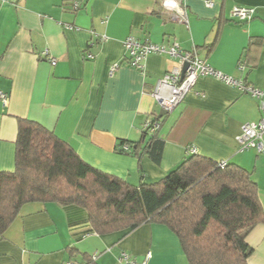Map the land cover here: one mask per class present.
<instances>
[{
  "label": "crops",
  "instance_id": "crops-1",
  "mask_svg": "<svg viewBox=\"0 0 264 264\" xmlns=\"http://www.w3.org/2000/svg\"><path fill=\"white\" fill-rule=\"evenodd\" d=\"M211 1L207 7L186 0V25L169 22L158 0H77V10L74 0L0 1V91L7 95L5 104L0 101V172L14 170L23 119L52 131L94 169L135 186L162 180L194 148L198 156L249 172L264 213V155L236 142L241 127L263 113L237 87L198 78L159 119L160 163L117 150L121 141L144 145L143 125L160 110L151 93L177 62L153 55L142 71L131 67L123 48L128 36L165 46L177 42L216 71L264 90V0ZM234 6L253 8V18L234 20ZM44 50L55 65L40 57ZM3 238L0 264H118L121 252L137 262L149 252L148 264H187L165 226L96 235L86 210L76 205L26 203ZM245 241L253 250L248 264H264V225Z\"/></svg>",
  "mask_w": 264,
  "mask_h": 264
},
{
  "label": "trees",
  "instance_id": "trees-1",
  "mask_svg": "<svg viewBox=\"0 0 264 264\" xmlns=\"http://www.w3.org/2000/svg\"><path fill=\"white\" fill-rule=\"evenodd\" d=\"M159 129L143 128L141 148V142L121 141L118 152L160 163ZM14 162L12 172H0V241L24 204L57 203L86 210L96 235L158 224L176 236L187 264H248L253 250L246 235L264 225L251 174L196 154L157 183L135 186L89 166L40 124L19 119Z\"/></svg>",
  "mask_w": 264,
  "mask_h": 264
},
{
  "label": "built area",
  "instance_id": "built-area-1",
  "mask_svg": "<svg viewBox=\"0 0 264 264\" xmlns=\"http://www.w3.org/2000/svg\"><path fill=\"white\" fill-rule=\"evenodd\" d=\"M5 2L7 0H0ZM186 0H158L161 10L166 14L169 22L186 25ZM207 7H212L211 0H203ZM78 6L77 0L73 2V8ZM231 17L238 22H248L253 18L254 9L247 6H234L230 13ZM65 29L72 30L70 25H64ZM123 48L127 55L128 64L140 71L143 70V63L149 56H166L170 59H177V62H171L168 71L157 82L153 92L151 93L154 100L160 108L171 111L196 83L197 79L203 76L212 77L224 84L237 87L242 93L248 94L258 101L259 109L263 113V117L257 122L246 123L241 127V132L236 137V142L241 150H255L264 155V90L244 84L241 79H233L223 73L216 71L210 67L205 61L198 58L195 54L184 51L177 42L171 43L169 46L163 44H154L150 41L139 42L133 36H128L123 41ZM41 58L50 61L55 65L56 60L49 56L48 51L44 50L40 54ZM187 64V68L183 73V66ZM116 65L110 68V74L114 71ZM243 70V66H239ZM0 101L7 102V95L0 91ZM159 123L148 120L144 123L143 128L149 133L157 130ZM194 148L189 149L190 154H194ZM226 162H218L219 167H224ZM151 254L148 252L141 262H137L127 253L121 252L118 257V264H148ZM96 256L91 258L94 261ZM65 264H73L67 262Z\"/></svg>",
  "mask_w": 264,
  "mask_h": 264
},
{
  "label": "water",
  "instance_id": "water-1",
  "mask_svg": "<svg viewBox=\"0 0 264 264\" xmlns=\"http://www.w3.org/2000/svg\"><path fill=\"white\" fill-rule=\"evenodd\" d=\"M187 66H188L187 64H185V65L183 66V73H184V71L186 70ZM167 113H168V111H166V110L160 108L159 113H158V115H157V120L161 119V118H162L163 116H165Z\"/></svg>",
  "mask_w": 264,
  "mask_h": 264
}]
</instances>
